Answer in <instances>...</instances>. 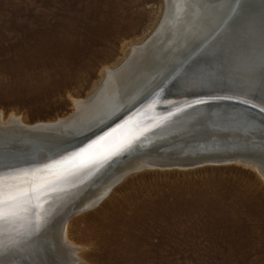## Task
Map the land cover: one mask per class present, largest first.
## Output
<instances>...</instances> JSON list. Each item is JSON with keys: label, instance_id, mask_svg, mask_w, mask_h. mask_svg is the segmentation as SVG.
<instances>
[{"label": "rangeland", "instance_id": "obj_1", "mask_svg": "<svg viewBox=\"0 0 264 264\" xmlns=\"http://www.w3.org/2000/svg\"><path fill=\"white\" fill-rule=\"evenodd\" d=\"M165 0H0V113L75 111L145 41ZM78 264H264V178L243 163L145 168L72 213Z\"/></svg>", "mask_w": 264, "mask_h": 264}, {"label": "bare ground", "instance_id": "obj_2", "mask_svg": "<svg viewBox=\"0 0 264 264\" xmlns=\"http://www.w3.org/2000/svg\"><path fill=\"white\" fill-rule=\"evenodd\" d=\"M224 1L165 0V14L154 32L145 41L132 44L130 47L131 52L118 67L104 69L105 76L102 83L93 91L90 97L75 101L76 107L72 115L59 118L57 121L28 125L19 116L12 114L5 120L2 113H0V157L21 151L28 153L32 150H38V152L42 150L44 152L47 149L46 145H53L57 142L79 140L81 143L89 132L102 127L115 116H118L119 113L121 114L122 111L126 114L138 104L137 102H141L152 91L158 94L160 88L151 90L150 86L159 83V78L164 75V67L170 65V61L174 58L178 59L180 56L179 50L187 47L190 38L201 36L202 30L200 28H202V24L205 22L208 24L209 19L215 17L211 9L221 6ZM161 25H164V29H161ZM258 27L260 26H250L245 31L237 32L239 35L235 36L244 50V55L246 54L248 57L255 55L254 51L257 49H254L256 35L258 36L261 33L256 31ZM154 36L155 38H153ZM262 40L263 36L259 43H262ZM253 65L255 64L248 65V72L254 70ZM179 93L177 91L168 94L161 93L160 96L153 99V104L141 108L134 116L120 122L119 127L94 142L90 148H85L92 155L107 157L105 164L93 171L87 169V172L85 171L78 181L73 180L67 183L55 181L56 188L51 189L55 190V196L36 200L35 203L39 205L38 207L34 204L29 205L25 201L20 205L17 202L18 211L24 207H29L30 211L27 214L21 211L18 217H8L6 215L4 219H0V225L9 224L11 226L7 228L10 230L9 236L16 232L22 235L19 243L15 240L18 238L13 239L12 243L9 244L4 242L3 251L0 254V264H78L80 260L78 254L81 246L69 237V224L66 221L69 213L81 212V210L97 205L126 174L134 169L148 166L150 156L144 154V152H142L143 155L135 154V152L141 148L143 143H148L151 136L161 134L159 130L151 135H149V131L145 132L133 148L131 147L134 141L124 150L109 156L108 153L113 146L122 143L125 137L127 139L133 137L143 126H152L155 120L159 123L153 129L161 126L169 118H173L174 121L163 124L166 130L176 125L199 127L202 122L208 124L215 121L214 115L218 112L214 108L215 105L200 108V113L183 119L179 116L174 117V115H171L172 113L158 115L157 110L161 105L162 107L166 105L170 107V103L182 102V100H185L183 98H191L193 95L177 99ZM159 104L160 106H158ZM150 114L157 115L158 118L153 119ZM141 118H144V121H140ZM166 132L169 138L176 135L174 134L176 131ZM255 137L257 138L256 134ZM207 139L203 142L206 145L224 143V140H218L220 138H217L218 141H214L215 139L211 136ZM158 143L160 142H151L148 147L152 145L155 147ZM185 147L187 146H173L170 149ZM209 147L211 146L207 148ZM78 152L79 149L75 153ZM70 156L59 157L55 155L52 162L49 160L45 165L58 162L59 166L48 169L46 179L50 177L52 180H55V178L57 180L59 174L71 171L80 163L79 158H71V162L68 161ZM249 163L264 178V164L254 161ZM12 179L16 181L15 178H10L8 181ZM17 190L19 188H15L14 191ZM5 192L6 190H4V198L7 199L9 193L5 194ZM42 196L40 193L38 199ZM28 198H31V195ZM37 218L39 219L37 220ZM35 221L36 229L31 230L29 225ZM38 245L41 246L36 249ZM44 248L46 252L40 255L41 250ZM34 249L37 253L30 258L29 255L33 252L31 250Z\"/></svg>", "mask_w": 264, "mask_h": 264}, {"label": "water", "instance_id": "obj_3", "mask_svg": "<svg viewBox=\"0 0 264 264\" xmlns=\"http://www.w3.org/2000/svg\"><path fill=\"white\" fill-rule=\"evenodd\" d=\"M211 12L215 17H211L208 24L206 22L202 24L203 26L200 28L202 30L201 36L189 39L187 47L179 50L180 56L178 59L174 58L170 61V65L164 67V75L159 78V83L152 84L150 88L151 90L160 88L159 93L162 89L161 93L166 94L174 91L180 92L177 99L193 94L191 98H183L185 100H182V102L170 103V107L167 105L162 107L161 105L157 110L158 115L172 113L171 115H174V117L179 116L183 119L200 113V108L215 105L214 108L218 110L214 115L215 121L208 124L202 122L199 127L176 125L166 130L163 124L165 125L173 120V118H169L161 126L154 129L153 127L159 123L156 120L152 126H143L133 137L129 139L125 137L123 142L130 145L134 141L131 147L133 148L145 132L149 131V135H151L159 130L161 135L151 136L149 142L143 143L141 148L135 152V154L143 155L142 152L148 154L150 164L134 169L128 174L145 168L188 169L208 164L231 163L249 165L251 161L264 164V111L261 110L264 109V0H225L221 6L212 8ZM250 26H260L256 31L261 32L258 36L256 35L254 49H257L252 57L244 55V50L237 37H235L239 35L237 32L245 31ZM161 29H164V25H161ZM262 36V43H259ZM253 63L255 64L253 65L254 70L248 72V65ZM159 93L152 91L141 102H137L138 104L126 114L122 111L121 114L119 113L120 115L114 117L115 119L113 118L102 127L89 132L81 143L79 140H77L79 142L76 140L63 141L49 146L46 145L47 149L44 152L42 150L39 152L38 150H32L28 153L21 151L9 153L5 157L1 156L0 176H3L5 186L12 184L14 186L13 191L15 188H19V190L14 191V194L18 195V205L23 201L26 202V197L22 193L26 191L30 196L34 188L40 190L39 194L43 195L38 200L48 197L53 198L55 190L51 189L56 188L55 181L57 180L56 178L52 180L50 177L46 179L48 168L44 166L49 160L52 162L55 155L59 157L70 156L78 149H85L92 145L106 133L119 127L120 122L134 116L141 108L153 104V99L161 95ZM240 97L248 98L251 103H238L237 98ZM197 100L202 102L194 103ZM164 112L166 113L164 114ZM150 116L153 119L158 118L157 115L150 114ZM140 121H144V118H141ZM166 131H176L175 133L172 132L176 135L169 138ZM22 134L27 135L26 133ZM210 136L215 139L214 141L224 140V143L220 145L218 143H214V145L204 144L203 142L208 140L207 137ZM217 138L220 139L217 140ZM155 141L160 143L155 147L154 145L148 147L151 142ZM173 146L187 147L170 149ZM208 146L211 147L207 148ZM71 158L72 156L68 161L71 162ZM106 159L108 158L103 159V162L95 167H90L88 171H93L102 166L106 163ZM10 169L20 171L19 173L10 172ZM10 178H15L16 181L13 179L8 181ZM78 180L76 179V181ZM4 190H6L5 194L9 193L7 187ZM72 213L74 214V212ZM72 213H69L67 218ZM35 224L36 221L29 225L31 230L36 229ZM0 226H4L0 227V244L3 243L2 247L4 242L7 244L12 243L15 238H18L15 239L17 243L21 242L19 239L22 238V235L17 232L10 234L11 236L8 235L10 230L7 228L11 227L9 224H1ZM40 246L38 245L36 249ZM36 249L31 250L33 252L29 255L30 258L37 253ZM41 251L40 255L46 252L45 248Z\"/></svg>", "mask_w": 264, "mask_h": 264}, {"label": "snow or ice", "instance_id": "obj_4", "mask_svg": "<svg viewBox=\"0 0 264 264\" xmlns=\"http://www.w3.org/2000/svg\"><path fill=\"white\" fill-rule=\"evenodd\" d=\"M228 99H233L232 97H227ZM202 101H194V103H201ZM238 103L242 104H250L251 101L246 98V97H240L237 98ZM178 111L180 109H177ZM264 111V109H261ZM129 146V143H119L113 146L111 151L108 153V155H115L119 151L124 150L126 147ZM89 148L91 145L88 146ZM72 158H79L80 163L76 165L71 171L68 172H63L58 175L57 177V182L58 183H67L71 182L73 180L79 179L84 172L89 169L90 167H95L97 164L102 163L103 159L107 157H97L95 155H92L88 153L87 149H80L78 153H72L71 154ZM58 162H54L53 164H48L45 165V168H53V167H58ZM20 170L18 169H10V172H16L19 173ZM7 187L9 195L7 199L4 198V189ZM13 188L14 186L9 184L5 186L4 184V178L3 176H0V219H4L5 216L7 215L8 217H18L20 215V212L22 211L24 214H27L30 211L29 207H24L23 209H20L19 211L17 210V200L18 196L13 194ZM39 191L38 189H33L31 192V198H28V193L25 191L22 193L23 196L26 197V203L29 205H33L38 207L39 205L35 203L36 200H38L39 197ZM2 246H0V254H2Z\"/></svg>", "mask_w": 264, "mask_h": 264}]
</instances>
